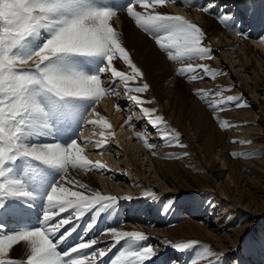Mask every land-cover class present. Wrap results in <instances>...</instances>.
Wrapping results in <instances>:
<instances>
[{"label":"snow or ice","instance_id":"obj_1","mask_svg":"<svg viewBox=\"0 0 264 264\" xmlns=\"http://www.w3.org/2000/svg\"><path fill=\"white\" fill-rule=\"evenodd\" d=\"M169 3L181 6L179 0H125L122 5L111 0H0V264H101L118 245L110 264H147L157 255L154 246L145 243L149 236L138 230L108 228L103 234L110 242L97 247L104 242L88 238V233L118 197L102 193L73 173L112 171L101 160L90 159L87 150L91 147L99 155L110 150L115 132L98 108L104 98L118 100L117 84L157 130L164 146L185 147L181 133L164 115L145 106L156 103L155 98H143L151 86L116 27L125 13L168 61L178 65L175 75L189 83L224 75L207 63H195L212 60L214 50L205 43L206 33L198 24L162 11ZM211 7L209 3L198 10L208 13ZM218 19L232 27L228 14ZM230 91L192 90L222 130L237 125L221 119L218 112L228 106L248 107L239 97L224 95ZM212 96L220 99L209 100ZM113 107L124 111L118 102ZM125 126L134 129L131 110L121 125ZM87 127L99 131L84 136ZM133 136L156 155L157 145L148 135L133 130ZM187 155L167 153L161 158ZM37 212V223L29 224L27 217ZM86 216L90 221L78 242L63 247ZM171 246L181 252L196 250L191 264H219L221 259L195 239ZM18 250H26L23 259L16 258Z\"/></svg>","mask_w":264,"mask_h":264},{"label":"rangeland","instance_id":"obj_2","mask_svg":"<svg viewBox=\"0 0 264 264\" xmlns=\"http://www.w3.org/2000/svg\"><path fill=\"white\" fill-rule=\"evenodd\" d=\"M251 1L223 0L216 3L215 0H203L204 5L211 3L215 6L216 11L212 15H215L218 21V17L223 14L232 17L240 26L245 41L264 56V34L260 35V31H258V24L262 22L261 6L264 0H256L257 22H254L247 14ZM164 9L168 13L182 15L192 22L198 23L196 18L189 15V11L197 14L199 10L185 9L184 7L180 10L171 5H167ZM221 25L224 31L227 30L225 33L238 42L234 35L237 34L234 32V28L232 30L230 27L234 32L232 33L228 27ZM205 43L209 45V43ZM210 45L217 49H214L213 59L205 62L208 64L210 62V67L225 73L215 78L220 79V83L224 81V86L231 89L224 95L237 96L248 105L244 108L228 106L224 111L217 113L221 119L237 126L220 129L206 103L200 101L191 92L188 93L190 98L184 101L189 103L191 108H202L203 113L196 112L195 117L200 124L195 125L188 115L187 119L181 120L176 126L167 120V115L164 116L168 123L181 133L180 140L185 147L164 146V142L158 138L159 135L148 124L139 108L124 96L122 85H120L121 96L115 100L124 106V111H120L123 113L122 118L127 119L129 110H131L134 129L127 126L122 127L121 130L126 133L125 136L122 138L120 132L117 137L115 135V138L109 142L110 150L103 153L105 159L103 158L101 161L112 170L111 173L101 175L93 172L87 174L86 177L92 179L96 189L104 194L114 195L118 199L123 196L129 198L128 202L122 201L121 204L122 207L129 206L126 210L120 211V218L123 219L122 226L129 227L134 231H143L148 236H156L155 233L161 234L157 232L159 230L193 223L204 229V234L194 237V239L221 254L219 264H264V206L261 204L264 203V198H256L257 193L264 194L263 61L260 60L262 57L257 54L255 56L248 55V58L251 56V60L247 61V55L243 56L239 51L234 53V49L221 48L223 44L216 39L210 40ZM120 66L122 65L120 64ZM221 78L224 80L221 81ZM211 80L206 78L203 82L197 83L202 85L203 89L215 90L214 88L217 87L216 89L219 90L220 84L215 85ZM175 86L179 89V95L185 96L184 92L187 88L185 79L176 76ZM147 93L145 95L149 96V92ZM213 99L220 98L209 97V100ZM105 101L108 104V98ZM152 106L156 108L157 104L154 103ZM99 107L102 108V105L100 104ZM156 109L158 110V108ZM112 112L115 113L113 110ZM246 113L250 116L247 118L249 120H241L246 116ZM137 115L140 116V120H137ZM107 119L111 120L108 116ZM115 121L116 123L120 121V117ZM215 122H217L216 129L221 135V140L214 136L212 139L211 135L206 136L205 130H208L210 125ZM111 130L114 131L113 127ZM133 130L145 133L150 137L149 142L157 145L153 151L160 161L166 162L164 165L168 174L161 172L163 167H157L153 156L143 148L142 141H138L133 136ZM94 131H99V129L87 127L84 129L83 135L91 136ZM116 132L115 134H117ZM92 139H96V137H92ZM233 140L240 142L232 143ZM87 151L90 159L99 160L97 156L101 155L97 154L95 149L89 147ZM254 151L259 152L260 155L252 157L240 155L235 158L231 155L233 152L250 153ZM184 152H187L188 155L182 156L180 159L161 158L167 153L177 156ZM224 162L226 167H223ZM231 171L234 174L238 172L236 175L240 177L236 188L230 179ZM177 188L178 190H176ZM144 190H148L151 194L139 196ZM243 205L249 206L251 211L245 209ZM226 206L228 207L227 211L225 210ZM127 211L133 215L131 218L135 217L134 220H124ZM170 217L172 219L168 222L167 218ZM147 244L153 245L156 253L162 250L152 241H148ZM163 248L166 249V247ZM171 253L167 252L166 264H191L196 250L179 251L178 254ZM209 259L215 261V257ZM200 264H208V262L201 261Z\"/></svg>","mask_w":264,"mask_h":264},{"label":"bare ground","instance_id":"obj_3","mask_svg":"<svg viewBox=\"0 0 264 264\" xmlns=\"http://www.w3.org/2000/svg\"><path fill=\"white\" fill-rule=\"evenodd\" d=\"M197 1L199 2V0H197ZM215 1H217L216 3H219L220 1H223V0H215ZM261 8H262L261 19L264 22V3L262 4ZM162 11L167 12L164 8L162 9ZM215 11H216V9H215V6H213V5H212V7L208 13H204L202 11H199L196 14V13H190V11H189V15L198 20V23H196V22L195 23L198 24L205 31V33H206L205 42L209 43V46L214 50V49H217V47L210 45V40L216 39V40L220 41L221 44H223V47H221V48L234 49L235 50L234 53H238V51H239V53L241 52V54L243 56L247 55V58H248V55H250V54L254 55V56H255V54H257L258 56L262 57L260 60L263 61V66H264V56L262 55V53L258 52L256 50V48L252 47V45H249V43H247L245 41V39L242 35L234 34L238 40V42H236V40L234 38L228 36V34L225 33L226 31H224L221 28L222 25L216 19L215 15L214 16L212 15V13H214ZM256 11H257V2H256V0L255 1L252 0L249 4L247 14H248V16L252 17V16L256 15ZM120 15H121V19L116 22V27L119 30H121V32L123 34L124 42H125L128 50L131 52V54L134 58V61L137 63V65L139 67H141V69L144 71L145 78L151 86L150 91H149V96L143 94V98H145V99L155 98V101L157 104L156 108H158L159 112L162 115H164V116L167 115L166 116L167 120L171 121V123L173 122V125L178 126V123H180L181 120L187 119L188 115H190L189 118L193 121V123L195 125L200 124V122L197 121L196 120L197 118H195V117L197 115L196 112H202V108L201 107L191 108L189 103L185 102L184 100H186L187 98H190L188 93H191L194 88H202V85H199L197 82L189 83L185 80L186 85H187V88L184 92L185 96L179 95V89H177V87L175 86V83H176L175 69L178 65L170 63V61H168L166 59V56L159 51L158 47L155 45V42L153 40L149 39V37H146L142 31L137 29L136 26L134 25V23L131 21L130 18H128L126 16L125 13H121ZM230 23L233 26V27H231V29L233 30V28H234L235 33L240 32L239 26L236 24V22H234V20L230 21ZM261 29H262V33L264 34V25H262ZM256 44H258V43H256ZM239 56H241V55L239 54ZM250 60H251V56H250V58L247 59V61H250ZM195 63H206V62L205 61H195ZM209 64H210V62H209ZM122 66L118 65V67H120L121 69H122ZM243 66H245V63H243ZM223 80L224 79L221 78V81H223ZM211 81H213L215 85L220 84L221 88L225 87L224 86L225 82L223 81V83H220L219 82L220 79H215V80H211ZM256 87H257V85H256ZM216 88H214V89L217 90ZM215 90H213V91H215ZM108 101L109 102L107 104V101H105V99H103L100 103L102 105V108L99 107L98 111H100L104 116H106V113H107V116L110 117V119H111L110 122L113 125L114 132L117 131L116 132L117 134H115L116 137H117L118 133L120 132L122 134V138H123V136H125V134H126V133H124V131L122 132V130H121L122 129L121 125L123 124V122L125 120L124 117L123 118L121 117V116H123V113L115 110L113 105L116 102L111 97L108 98ZM145 106L146 107H154V106H152V104L151 105H145ZM112 110L115 113H113ZM204 113H206V112H204ZM220 115H222V113H220ZM245 115L247 117L245 116L241 120L244 121V119L250 118L248 113H246ZM119 117H120V121H118L116 123L115 120L116 119L118 120ZM139 117L140 116L137 115V120L138 119L140 120ZM247 120H249V119H247ZM216 124H217V122H215L214 124H211L210 128H208V130H205V132L207 133L206 136L211 135L212 139L214 136L216 139L221 140V135H220L219 131L216 129ZM118 128H120V129L118 130ZM154 132L159 135V133L157 132L156 129ZM214 143L216 144V142H214ZM209 145H211V144H209ZM211 147H210V149H211ZM224 151H226V150H224ZM218 152H219V150H218ZM150 154H151V152H150ZM224 155H225V153H224ZM97 158L99 160H102L103 158L105 159V155L97 156ZM153 158L155 160V164L157 163V167H159V166L163 167L161 172L168 174V170L165 171L164 163H166V162L160 161V158L157 155L153 156ZM224 164H225V162L223 163V167H226V166H224ZM73 174L77 175L78 178H81V179L85 180L86 182H89L92 187L96 188L95 182L92 179L87 178L86 175H80L79 173H73ZM236 174H234L233 171L230 172V176H231L230 179L234 183L235 188L239 184L238 178H240ZM236 181H237V183H235ZM176 190H178V188ZM144 191L142 193H140L139 196H142V195L145 196V194L150 193L148 190L145 192ZM256 198L263 199L264 194L263 193H257ZM128 200H129V198L127 196H123L122 198L118 199V202L114 206V208L110 209L108 213H105L101 217H99L95 227L89 233V238L94 237L93 231L98 226V221L100 219H102L106 222L105 229L112 228L113 226H117V208L119 205L122 204V201H128ZM261 204H262V206H264V203H261ZM244 208L249 209V206L246 205V206H244ZM225 210L226 211L228 210L227 206L225 207ZM87 218H90V216H86L84 219H87ZM171 219H172L171 217L167 218L168 222ZM86 225H87V223H85V226ZM85 226H84V228H85ZM221 226H224V225H221ZM84 228H83V231H84ZM115 228L123 229V230H132V229H129V227L127 228L125 226H119V227H115ZM203 230L204 229H202L201 227H198L197 225H194L193 223H188V225H177V226H174L173 228L162 229V230L157 231L161 234L155 233L156 236H149L150 239L148 241H152V242L156 243L160 248L166 247V250L171 251L173 253H177L178 250L174 249L171 246V244L191 240V239H194V237H200V235L204 234ZM132 231H134V230H132ZM104 232H105V230H104ZM99 236H100V233L97 235V238ZM98 240L103 241L104 243L98 244L97 247H105L106 243L110 242L111 238L109 236H106L103 234V235H101V237ZM148 241H146L145 243H147ZM119 247L120 246L118 245L116 248H113V250L111 252H109L106 257L103 258L105 261L107 260V264H110V258H108V259H105V258H107L109 256L114 257L115 256L114 252L116 249L118 252ZM18 252H19V254L16 255V258L23 259L26 255V250H18ZM157 259H158V257L156 255L152 260L155 261Z\"/></svg>","mask_w":264,"mask_h":264}]
</instances>
